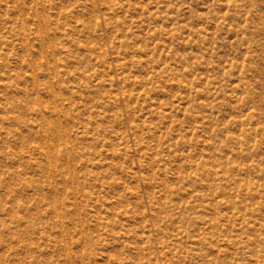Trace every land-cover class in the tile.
I'll list each match as a JSON object with an SVG mask.
<instances>
[{"label": "rangeland", "instance_id": "rangeland-1", "mask_svg": "<svg viewBox=\"0 0 264 264\" xmlns=\"http://www.w3.org/2000/svg\"><path fill=\"white\" fill-rule=\"evenodd\" d=\"M0 264H264V0H0Z\"/></svg>", "mask_w": 264, "mask_h": 264}]
</instances>
